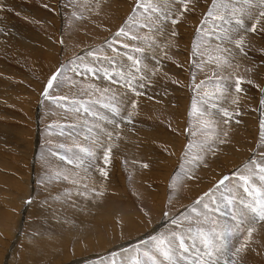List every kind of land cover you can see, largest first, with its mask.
I'll return each instance as SVG.
<instances>
[{"label": "rangeland", "instance_id": "rangeland-1", "mask_svg": "<svg viewBox=\"0 0 264 264\" xmlns=\"http://www.w3.org/2000/svg\"><path fill=\"white\" fill-rule=\"evenodd\" d=\"M207 3L210 0H198L194 11L185 13L175 25L169 21L164 34L156 37L159 43L167 42L169 46L145 52L148 78L143 81L144 86L137 89L141 93L138 97L126 87L112 84L102 71L93 74L81 70L79 75L67 72L78 82L72 89L77 98L88 99L87 96H79L78 89L92 83L101 89L111 88L118 95L127 93L123 99L129 102L121 106L122 115L126 116L131 111L130 100L137 101L136 114L130 121L117 117V128L84 113L78 114L77 119V114L57 108L43 97L42 92L50 76L61 65L71 67L69 61L76 56H85L86 60L93 61L86 53L101 47L104 54L116 55L107 47L106 41L111 40L124 24L135 0H0L2 260L11 251V222H16L14 231L17 234L16 224L23 207L26 208L25 225L21 229V239L14 244L18 246L15 264H56V260L63 258L62 254L67 255L62 262L68 263L71 258L101 253L114 247L115 241L100 252L93 250L98 234H107L109 242L113 238L123 242L145 235L158 225V231L153 235L175 227L170 224L169 217L181 216L223 175L230 174L251 157L258 158L264 151V145L259 143L260 121L264 119L260 104L264 99V31L258 25L256 32L247 34L246 55L228 45L235 52L234 62L240 65L239 74L245 79L240 85L242 91L238 94V107L230 102L225 104L229 110L237 108L227 125L220 124L221 130L228 132L227 137H222L225 143L217 144L215 152L208 153L204 162L193 169L194 178L183 180L176 190L170 187L172 177L183 163L185 146L192 139L186 131L195 96L192 76L195 74L199 83L211 74L210 69L214 67L205 65L201 71L195 67L191 55L196 27ZM73 12L79 18L73 16ZM173 28L176 36L170 34ZM114 47L120 48V45ZM93 65L97 69L110 67L106 61H93ZM249 80L252 83H248ZM58 92L68 94L69 87ZM98 96L97 93L92 98ZM95 108L111 116L99 105ZM85 119L89 124L99 123L112 131V142L116 145L109 164H104L100 155L102 150L98 149V158L87 171L68 164L49 151L63 154L64 150L57 146L60 143L72 144L69 131L81 143H87L83 139L82 127L75 130L68 127L72 123L83 125ZM57 125L64 126L63 135ZM116 133H119L118 138ZM144 164L148 167H143ZM98 167L106 168L107 178L100 175ZM57 172L68 175L69 179L65 180L63 175L57 178ZM73 180L78 183H73ZM101 191L102 195H96ZM5 216L10 219L9 223ZM9 226L7 241L2 229ZM253 235L254 242L237 257L230 256L229 259H235L237 264H264V222L257 225ZM113 253L120 254L115 257L118 261L125 255L116 249L106 259L90 264H111Z\"/></svg>", "mask_w": 264, "mask_h": 264}, {"label": "snow or ice", "instance_id": "snow-or-ice-1", "mask_svg": "<svg viewBox=\"0 0 264 264\" xmlns=\"http://www.w3.org/2000/svg\"><path fill=\"white\" fill-rule=\"evenodd\" d=\"M197 4L198 0H135L124 24L111 40L106 41L107 47L116 55L104 54L102 47L86 53L93 61H106L110 67L97 69L93 61L86 60L85 56H76L69 61L71 67L61 65L50 76L42 92L43 97L66 113L77 114V119L78 114L84 113L96 121H104L117 128V117L130 121L136 114V100H130L131 111L125 116L122 115L121 106L129 102L123 99L127 93L118 95L111 88L101 89L88 83L78 89L79 96H87L88 99L77 98V93H73L72 89L77 87L78 82L69 77L67 72L79 75L81 70L93 74L102 71L104 77L113 84H120L135 96H140L137 89L144 86L143 81L148 78L149 71L148 65L144 63L145 52L167 48L169 44L159 43L156 37L164 34L169 21L172 25L177 24L185 13L194 11ZM73 16L79 18L76 12H73ZM258 25L264 31V0H210L207 3L196 27L191 55L195 67L201 71L205 65L214 67L210 69L211 74L199 83L196 82L195 74L192 76L195 96L191 102L186 129L192 139L185 146L179 172L171 179L170 187L173 190L183 180L194 178L193 169L204 162L208 153L215 152L217 144L225 143L222 137H227L228 132L222 131L220 124L227 125L237 111V108L229 110L225 104L230 102L238 107V94L242 91L240 85L245 79L239 74L240 65L234 62L235 52L228 45L246 55L247 34L256 32ZM170 34L177 35L174 28ZM117 44L120 48L114 47ZM63 87H69L68 94L58 92ZM97 93L99 96L93 99ZM260 104L264 115V99L260 100ZM96 105L106 109L111 116L97 111ZM57 127L63 135L64 126ZM68 127L72 130L82 127L85 133L83 139L87 143H81L69 131L72 144L60 143L57 146L64 150L63 154L49 149L52 155H59L61 160L76 168H83L84 171L97 160L98 149L102 150L100 155L104 164L111 162L112 149L116 146L112 142V131L99 123L89 124L87 119L83 125L72 123ZM260 129L259 143L264 145V119L260 121ZM116 135L118 138L119 133ZM143 167L148 165L144 164ZM98 171L102 177H108L106 168L98 167ZM61 175L65 180L69 179L68 175L56 173L57 178ZM72 182L78 183L77 180ZM102 194V191L96 192L98 196ZM169 220L175 227H169L147 240H141L139 244L122 249L125 255L119 261L115 257L120 254L113 253L111 264H237L235 259L229 257H237L254 242L253 234L257 231V225L264 222V151L259 153L258 158L251 157L230 174L223 175L212 188L188 206L185 213L179 217H169Z\"/></svg>", "mask_w": 264, "mask_h": 264}, {"label": "bare ground", "instance_id": "bare-ground-1", "mask_svg": "<svg viewBox=\"0 0 264 264\" xmlns=\"http://www.w3.org/2000/svg\"><path fill=\"white\" fill-rule=\"evenodd\" d=\"M119 9V8H118ZM113 84V83H112ZM118 85V84H117ZM124 90V89H123ZM143 100V99H142ZM109 128V127H108ZM236 128V127H235ZM241 129V128H240ZM238 130V129H237ZM242 131H243V129H242ZM248 133V132H247ZM241 156H242V154H241ZM115 174V173H114ZM34 177V176H33ZM35 182V181H34ZM34 184V183H33ZM30 190H31V188H30ZM31 194V191L29 192V195ZM28 195V194H27ZM12 204V203H11ZM22 206V205H21ZM4 209V208H3ZM25 211H26V208L25 207H23V209H22V212H21V217H20V220L18 221V223L16 224L17 226V234H16V232L14 231V226H15V221L13 222H11L12 223V231L13 232H11V235H12V237H11V239H10V241L9 242H11V251H10V253H8L7 255H6V257H5V259L4 260H2L1 259V256H0V264H15V259H14V257L16 258V251H17V248H18V246L16 247L14 244L16 243L17 244V242L21 239L20 237H21V233H23V232H21V229L24 227V222H25V217H26V213H25ZM8 213H9V211H8ZM5 215H7V213L5 214ZM4 216V215H3ZM6 217V216H5ZM8 217V216H7ZM7 217L5 218V221L7 220V223H9L10 221V219L8 218L7 219ZM53 217V216H52ZM102 218V217H101ZM55 222V221H54ZM6 223V224H7ZM10 223V224H11ZM65 223V222H64ZM29 224V223H28ZM166 225V224H165ZM7 226H8V224H7ZM157 226V225H156ZM2 227H3V225H2ZM74 227V226H73ZM89 227V226H88ZM159 227V225L156 227V228H152L151 230H150V232H148L147 234H143L142 236H140V237H138V238H136V239H133V238H131V240L130 239H128V241H123V242H117L116 240H113V239H115V238H113L110 242H109V240L108 239H106V238H108V236H107V234H101V235H97L95 238H96V240H94V242L93 243H95V245L96 246H93V250L95 249V250H97L98 252H100L99 250H103V249H106L108 246V244H111L112 242H114L115 243V245H114V247H112V248H110L109 250L108 249H106V250H104L103 252H101V253H87V254H85V255H83L82 257H76L75 259L73 258V260H72V258H71V261L70 262H68V263H65V262H62L64 259H66V257H67V255L65 254H62L63 255V258L61 259V260H56V258H54V257H56L54 254H52L54 257V259L56 260V264H90V263H93L94 261H100V260H104V259H106L107 257H109L110 255H111V253L114 251V250H118V252H120L122 249H126V248H128L130 245H132V244H135V243H137V242H140L141 240H142V238L143 239H147V238H149L151 235H153V234H155L158 230H157V228ZM8 228V229H7ZM5 227V229L3 230L2 229V232L6 235V240L8 241V236H9V230H11V229H9L10 228V226L9 227ZM84 228V227H83ZM93 228V227H92ZM114 228V227H113ZM69 229V228H68ZM74 229V228H73ZM73 229H70V231L72 230L73 231ZM99 229V228H98ZM75 230V229H74ZM76 230H77V227H76ZM75 230V231H76ZM82 230H84V229H82ZM100 230V229H99ZM159 230H160V228H159ZM77 232V231H76ZM81 232V231H80ZM79 232V233H80ZM100 232V231H99ZM13 233V234H12ZM88 233V232H87ZM89 233L91 234V233H93V232H90L89 231ZM77 234V233H76ZM81 234H82V236L84 235V233H82L81 232ZM116 234V233H115ZM115 234H113V235H115ZM71 235V234H70ZM69 235V236H70ZM74 236H75V234H73ZM79 235V234H78ZM77 235V236H78ZM106 235V236H105ZM80 236V235H79ZM93 236V235H92ZM73 237V236H72ZM89 237H91V236H89ZM117 237V236H116ZM79 238V237H78ZM92 238V237H91ZM83 239V238H82ZM85 239V238H84ZM88 239V237L86 238V240ZM90 239V238H89ZM74 240V239H73ZM85 240V241H86ZM130 240V241H129ZM7 241H4V242H6L7 243ZM75 241H76V239H75ZM93 241V240H92ZM92 241H90V242H92ZM263 241V240H262ZM14 242V243H13ZM78 243H79V241H78ZM87 243V242H86ZM88 243H89V240H88ZM80 245V244H79ZM84 245H85V243H84ZM83 245V246H84ZM88 245V244H87ZM76 246V245H75ZM90 246V245H89ZM89 246H87V247H89ZM4 247V246H3ZM2 247V248H3ZM71 247V246H70ZM81 247V246H80ZM85 247H86V245H85ZM110 247H111V245H110ZM1 248V247H0ZM91 248V247H90ZM72 249V248H71ZM84 250V249H83ZM89 250H91L92 251V249H89ZM9 251V250H8ZM91 251H89V252H91ZM1 254V253H0ZM3 254V253H2ZM1 254V255H2ZM26 254V253H25ZM30 255V254H29ZM24 256V255H23ZM59 257H61V256H59ZM50 258V257H49ZM60 259V258H59ZM52 261H53V259H51ZM50 260V261H51ZM70 260V259H69ZM51 261V262H52ZM55 262V261H54ZM38 264V263H37Z\"/></svg>", "mask_w": 264, "mask_h": 264}]
</instances>
